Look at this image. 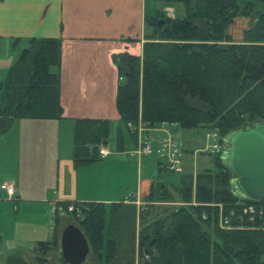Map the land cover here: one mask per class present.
<instances>
[{
  "label": "trees",
  "instance_id": "1",
  "mask_svg": "<svg viewBox=\"0 0 264 264\" xmlns=\"http://www.w3.org/2000/svg\"><path fill=\"white\" fill-rule=\"evenodd\" d=\"M167 5L176 7L174 16L166 12ZM253 8L254 0L243 9L237 0H157L156 9L146 12L143 53L124 50L117 57L120 122L135 142L140 123L213 127L226 140L237 129L264 120V9L257 10L243 41H233L228 31L240 13L249 15ZM160 18L165 19L161 24ZM61 58V37L27 40L0 82V133L16 118L63 117ZM73 120L72 156L79 168L101 159L100 147L110 141L113 120ZM124 146L119 127L116 147ZM224 153L215 155L216 169L208 166L198 172L195 185L193 174L186 171L178 185L158 181L150 187L148 199L174 198L175 186L181 200L190 203L162 209L151 203L139 211L134 201L121 199L111 202L107 223L103 201H60L54 238L10 251L4 264H49L39 256L69 264L50 256L60 248L65 217L80 225L101 264H137V257L138 264H264V214L244 210L250 204L264 205V198L242 193ZM157 162L161 167V160ZM71 203L75 206L69 210ZM222 214L234 227L220 225Z\"/></svg>",
  "mask_w": 264,
  "mask_h": 264
},
{
  "label": "crops",
  "instance_id": "2",
  "mask_svg": "<svg viewBox=\"0 0 264 264\" xmlns=\"http://www.w3.org/2000/svg\"><path fill=\"white\" fill-rule=\"evenodd\" d=\"M153 4V0H0V82L29 38L61 37L60 96L63 106V117L16 118L7 132L0 133V181L11 180L17 186L12 198L5 191L0 197V250L7 243L8 233L4 227L12 220L9 207L30 202L37 211L35 221L39 222L43 216L40 218L38 213L46 211L48 217L52 209L56 214L63 200L119 197L117 192L125 180L115 189L109 174L93 196L81 191V182L76 183L79 173L91 164L79 168L74 164L73 119L91 117L120 121L117 85L122 77L117 57L124 50L143 53L145 16ZM165 10L172 16L176 13L173 5L165 6ZM167 124L145 127L138 132L134 153L138 154L139 174L132 193L143 195L152 182L142 176L141 170L143 157L148 153H139L137 149L145 140L156 142L157 139L145 136L144 132L162 129ZM142 126L140 123L138 128ZM108 150L101 159L113 154ZM116 152L120 155L126 151ZM113 161L110 159L108 163ZM123 177L126 179V175Z\"/></svg>",
  "mask_w": 264,
  "mask_h": 264
},
{
  "label": "rangeland",
  "instance_id": "3",
  "mask_svg": "<svg viewBox=\"0 0 264 264\" xmlns=\"http://www.w3.org/2000/svg\"><path fill=\"white\" fill-rule=\"evenodd\" d=\"M240 6V9H243L248 0H237ZM154 6L149 7L151 11H154L157 7V0H153ZM150 6V5H149ZM264 4L259 0H254V8L251 14L247 15L244 13H240L233 22H231L228 26L229 33L233 36V41L241 42L244 40V32L245 29L250 27L254 19L256 18L257 10H263ZM166 127H162V129H150L149 132L145 131V136L148 134L150 136L156 137L155 141H150L153 147L157 148L160 146V141L164 137H171V139H176L178 143V147L182 153L181 155V166L180 170L170 169L165 165L160 167L157 159L158 153L153 151L148 153L147 156L143 157L142 160V176L147 178L148 180H152L149 188L142 195V193H132L134 189L137 187L138 180V159L134 150L136 149V144L132 132L127 128L126 125L122 124L120 121H113L110 131V141L105 144L111 151L113 152L107 158L101 159L97 162L90 163L91 166L88 169L82 170L79 175L76 183L81 182V191L84 193L93 196V192H98L100 185L104 178L109 176L111 177V181L115 185V189H118L121 183L123 182V186L119 192H117L116 199H97L98 201L105 202L107 206V223L110 217V204L115 200H119L120 198L126 197V201L132 202L134 201L138 209H148L150 208V204L154 203L155 207H159L162 209L165 206L173 207L180 205L182 203H190L189 201L181 200L175 190V186H171L172 191H174L175 196L169 200H151L148 199V195L150 192V187L152 183L158 181H165L168 185L172 184H180V178L182 172H191L193 174V182L194 185L196 183V177L200 170H203L205 167H215L214 158L217 153L222 154L221 145L224 146L225 143H228V139H223L220 135V132L217 128L200 126L197 128H184L181 127L178 123H170L167 122ZM162 123L157 124L160 126ZM139 126V125H138ZM119 127L123 130V134L125 136V146L124 150L126 151L124 154H118L117 138H118V130ZM142 129L138 128V132L145 128L142 126ZM133 131H136V128H133ZM145 130V129H144ZM140 131V132H141ZM165 131V132H164ZM144 141V140H143ZM146 141V140H145ZM144 141V142H145ZM143 143V142H142ZM220 144V145H219ZM116 152V153H115ZM113 159V162L108 163V160ZM89 165V164H88ZM86 166V165H85ZM83 167V166H82ZM124 175H126V179H124ZM54 183V179L52 180ZM56 184V181L55 183ZM129 186V187H128ZM128 187V188H127ZM10 202H15L10 200ZM150 202V203H149ZM194 203H198L197 201H193ZM72 204V203H71ZM69 204V205H71ZM74 205V204H72ZM75 206V205H74ZM62 207V205H61ZM69 207V206H68ZM11 210L12 217L11 223L6 224L4 229L8 233L6 237L7 243L4 244V248L0 250V264H4L5 258L8 254V251H11L16 248H29L33 246L34 242L37 239H52L55 236L54 225H55V212L52 209L48 211V217L44 213H38L40 218L43 216L42 220L39 222L35 221L37 216V211L33 207L30 202H23L19 207L12 206L9 207V211ZM78 216L79 213H77ZM221 216V220H219L220 225L225 228H232L234 224H232L230 217ZM229 219L227 224H224L225 218ZM64 226L66 225V220L74 221L72 217H65ZM223 222V223H222ZM78 224V223H77ZM138 227L140 229V221H137ZM62 231V230H61ZM3 232V231H2ZM4 233V232H3ZM5 234V233H4ZM61 235V233H60ZM6 236V235H5ZM60 239V237H59ZM3 246V245H2ZM51 259L55 262H61L64 260L61 246L58 251L51 252ZM149 257L148 254L145 255ZM139 263V257H137V264ZM84 264H101L98 260L95 253L90 249V253L88 254Z\"/></svg>",
  "mask_w": 264,
  "mask_h": 264
},
{
  "label": "water",
  "instance_id": "4",
  "mask_svg": "<svg viewBox=\"0 0 264 264\" xmlns=\"http://www.w3.org/2000/svg\"><path fill=\"white\" fill-rule=\"evenodd\" d=\"M164 20L160 18L159 24ZM228 143L224 156L237 174V186L248 197L264 198V120L237 129L228 137ZM60 246L63 262L69 264H84L91 249L88 237L76 222L63 227ZM39 258L54 264L49 257Z\"/></svg>",
  "mask_w": 264,
  "mask_h": 264
},
{
  "label": "built area",
  "instance_id": "5",
  "mask_svg": "<svg viewBox=\"0 0 264 264\" xmlns=\"http://www.w3.org/2000/svg\"><path fill=\"white\" fill-rule=\"evenodd\" d=\"M160 146L157 148L153 147V145L150 143V141L146 140L145 142L141 143L137 149L139 153H151L153 151H156L158 153V159L161 160L162 164L170 169L180 170L182 168L181 166V151L178 147V143L176 139H171V137H164L160 141ZM220 145V144H219ZM223 147L222 151L225 150L224 146L221 145V148ZM109 152L107 146L105 144L101 145L100 147V153L102 155H106ZM16 183L11 180H2L0 181V197L3 196V191L7 193V195L12 198L15 196L16 193ZM69 210L74 209V205H69ZM245 212L250 213H256L260 212L261 214H264V205L256 206L254 204L247 205L244 208ZM227 216V215H223ZM254 215L251 217L253 218ZM221 220V219H220ZM229 222V219L226 217L224 219V224H227ZM223 223V222H222ZM223 225V224H221Z\"/></svg>",
  "mask_w": 264,
  "mask_h": 264
}]
</instances>
